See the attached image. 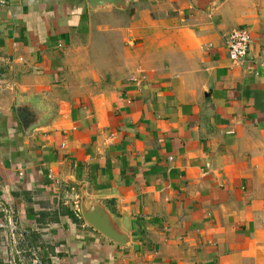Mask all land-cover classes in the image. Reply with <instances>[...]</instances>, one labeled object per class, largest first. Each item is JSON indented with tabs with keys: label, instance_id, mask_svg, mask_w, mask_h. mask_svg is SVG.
I'll use <instances>...</instances> for the list:
<instances>
[{
	"label": "crops",
	"instance_id": "crops-1",
	"mask_svg": "<svg viewBox=\"0 0 264 264\" xmlns=\"http://www.w3.org/2000/svg\"><path fill=\"white\" fill-rule=\"evenodd\" d=\"M0 264H264V0L0 7Z\"/></svg>",
	"mask_w": 264,
	"mask_h": 264
},
{
	"label": "water",
	"instance_id": "water-1",
	"mask_svg": "<svg viewBox=\"0 0 264 264\" xmlns=\"http://www.w3.org/2000/svg\"><path fill=\"white\" fill-rule=\"evenodd\" d=\"M88 6L91 9L100 8L103 6H112L116 9L124 8V0H86ZM26 113L20 115V120L24 122ZM99 210V209H98ZM97 209H86L82 207V216L84 220L92 226L95 230L101 233L103 236L108 238L111 241H114L119 244L126 245L128 243V238L126 235L120 234L117 232L112 225L108 222V218L98 211ZM107 219V220H106Z\"/></svg>",
	"mask_w": 264,
	"mask_h": 264
},
{
	"label": "built area",
	"instance_id": "built-area-1",
	"mask_svg": "<svg viewBox=\"0 0 264 264\" xmlns=\"http://www.w3.org/2000/svg\"><path fill=\"white\" fill-rule=\"evenodd\" d=\"M10 0H0V7H6ZM251 43L250 34L245 28H235L228 32L225 38V48L232 65H240L246 57Z\"/></svg>",
	"mask_w": 264,
	"mask_h": 264
}]
</instances>
